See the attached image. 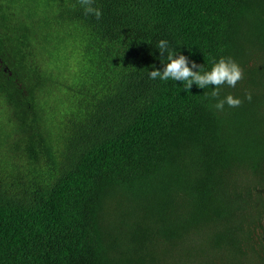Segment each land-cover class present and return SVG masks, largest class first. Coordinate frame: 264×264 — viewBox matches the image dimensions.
<instances>
[{
	"label": "trees",
	"instance_id": "16d2710c",
	"mask_svg": "<svg viewBox=\"0 0 264 264\" xmlns=\"http://www.w3.org/2000/svg\"><path fill=\"white\" fill-rule=\"evenodd\" d=\"M92 7L0 0V264H264V0ZM160 40L242 103L148 79Z\"/></svg>",
	"mask_w": 264,
	"mask_h": 264
},
{
	"label": "clouds",
	"instance_id": "9594fccd",
	"mask_svg": "<svg viewBox=\"0 0 264 264\" xmlns=\"http://www.w3.org/2000/svg\"><path fill=\"white\" fill-rule=\"evenodd\" d=\"M93 2L94 0H80L81 5L84 6L85 14L94 15L99 20L102 12L99 8L92 7ZM156 47L160 56L166 54L167 63L163 65L162 70L153 68L149 71L148 79L179 81L185 92H189L193 85L199 89L212 86L210 99L215 103L211 107L217 111H222L225 105L238 107L242 103L240 98H234L231 94L223 98L220 97L221 86L235 87L243 76L242 69L231 57H221L212 64L210 70H204L203 65H197L195 62L190 63L184 55L173 51L166 40L158 41ZM192 69L197 70L193 71ZM246 99L250 100L251 96H247Z\"/></svg>",
	"mask_w": 264,
	"mask_h": 264
}]
</instances>
